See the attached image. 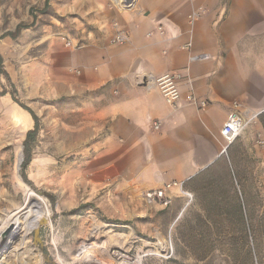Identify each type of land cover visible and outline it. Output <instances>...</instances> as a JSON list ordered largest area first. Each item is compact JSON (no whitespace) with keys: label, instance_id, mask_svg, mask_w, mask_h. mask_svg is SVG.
Returning a JSON list of instances; mask_svg holds the SVG:
<instances>
[{"label":"rangeland","instance_id":"rangeland-1","mask_svg":"<svg viewBox=\"0 0 264 264\" xmlns=\"http://www.w3.org/2000/svg\"><path fill=\"white\" fill-rule=\"evenodd\" d=\"M46 1L0 0V221L24 215L31 204L48 215L29 231L18 229L3 264H83L81 251L108 264H264L262 159L253 154L236 169L225 153L188 208L181 195L166 207L147 202L145 189L107 168L117 161L96 146L88 94L62 89L79 74L69 53L90 42L102 7L126 6L122 0ZM14 94L40 120L25 169L32 184L21 172L35 123ZM83 244L95 247L90 252Z\"/></svg>","mask_w":264,"mask_h":264},{"label":"crops","instance_id":"crops-1","mask_svg":"<svg viewBox=\"0 0 264 264\" xmlns=\"http://www.w3.org/2000/svg\"><path fill=\"white\" fill-rule=\"evenodd\" d=\"M102 8L90 42L69 53L79 74L62 89L88 94L96 146L117 161L107 167L111 174L145 191L185 182L199 195L207 179L198 175L225 153L236 169L253 154L264 164V0H134ZM115 22L129 34L123 44L112 43ZM165 72L177 75L183 101L193 93L207 106L172 108L151 82ZM233 111L248 123L227 145L222 129Z\"/></svg>","mask_w":264,"mask_h":264},{"label":"built area","instance_id":"built-area-1","mask_svg":"<svg viewBox=\"0 0 264 264\" xmlns=\"http://www.w3.org/2000/svg\"><path fill=\"white\" fill-rule=\"evenodd\" d=\"M134 0H122L124 5H132ZM202 9L199 11H194L190 16V22H194L202 14ZM115 33L112 38L113 44H123L129 40V34L127 31L119 27L118 23H114ZM159 29H162L160 26ZM67 46H73V42L68 40L66 42ZM192 43H187L184 47L190 48ZM206 55H203L205 57ZM195 58V57H194ZM177 75L172 72H165L158 76L151 77V82L153 85L161 92L165 101L174 109L179 108L185 104H193L199 109L207 106V100L198 98L195 94L191 93L185 101L182 100L181 93L178 87ZM237 106V104H236ZM161 121L156 120L153 123L154 129L159 130L161 127ZM248 121L244 117L233 111L226 121L223 129L222 135L224 136L227 145L232 144L242 133ZM172 189H177L181 196H184L187 200L185 202L184 208L188 207L194 200V193L188 190L184 182L173 181L166 183L164 186L156 189L147 190L144 193L145 200L149 203L160 202L163 206H169L175 195L172 193Z\"/></svg>","mask_w":264,"mask_h":264},{"label":"bare ground","instance_id":"bare-ground-1","mask_svg":"<svg viewBox=\"0 0 264 264\" xmlns=\"http://www.w3.org/2000/svg\"><path fill=\"white\" fill-rule=\"evenodd\" d=\"M116 2H120V0H116ZM27 208L28 209L24 211V215L12 213L10 215H7L5 219H2L0 221L1 223L0 225V264H3V262L5 261L6 255L4 254V251L5 250L8 251L12 248L11 240L16 235V232L18 231L20 227L24 228L26 231H29L34 221L42 217H48V215L46 214V210L42 208V205L40 206L37 204H31L27 206ZM42 222H44V220ZM85 247L90 252H92L95 245L83 244L81 248L84 249ZM79 254L82 255L81 258H82L83 264H108L106 261H103L102 259L98 258L99 256L96 257L93 254L90 256H84L82 251ZM38 263L39 262H37V264Z\"/></svg>","mask_w":264,"mask_h":264},{"label":"trees","instance_id":"trees-1","mask_svg":"<svg viewBox=\"0 0 264 264\" xmlns=\"http://www.w3.org/2000/svg\"><path fill=\"white\" fill-rule=\"evenodd\" d=\"M47 5H48V0L46 1V6ZM19 29H21V27H18V30ZM9 34L11 35V33H9ZM12 35L14 36L15 34L13 33ZM2 63H3V60H2V56L0 55V66H2ZM2 73H4V74L7 75V72H2ZM13 98L23 108H25L26 110H28L31 113V115H32V117L34 119V123H35L34 128L31 129V130H29L27 132L26 139L24 141V156H25V158H24V161L22 163V172H21L23 179L27 183L32 184V182L28 179V176H27V174L25 172V169L27 168L28 164L30 163V161L32 159V154H31V151H32V143H33V141H35V139L37 137V134L39 132L40 120H39V117L35 114V112L31 108H29L28 106L20 103L19 100L16 99L15 94H14ZM213 166L210 167V168H208V169H206L203 173H201L200 175H198V177H204V178L207 179V181L209 180V182H211V179H213V175L211 176L212 170H213ZM184 185H185V182H184ZM194 199H195V197H194ZM210 200L211 201H215L214 198H212ZM214 215H215V213H212L211 216H214Z\"/></svg>","mask_w":264,"mask_h":264},{"label":"water","instance_id":"water-1","mask_svg":"<svg viewBox=\"0 0 264 264\" xmlns=\"http://www.w3.org/2000/svg\"><path fill=\"white\" fill-rule=\"evenodd\" d=\"M226 149H227V147L223 150V152H225ZM7 234H9V233H7ZM7 234H6V235H7ZM39 234H40V229L37 227L36 230H35V236H36L37 239L39 238ZM6 235H5V236H6ZM49 261H50V260H49Z\"/></svg>","mask_w":264,"mask_h":264}]
</instances>
